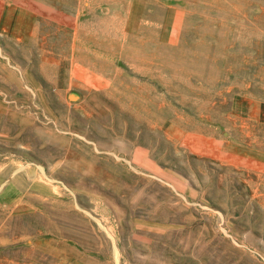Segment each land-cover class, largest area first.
I'll use <instances>...</instances> for the list:
<instances>
[{
    "label": "rangeland",
    "instance_id": "374dc122",
    "mask_svg": "<svg viewBox=\"0 0 264 264\" xmlns=\"http://www.w3.org/2000/svg\"><path fill=\"white\" fill-rule=\"evenodd\" d=\"M108 3L77 66L0 36V264H264V0Z\"/></svg>",
    "mask_w": 264,
    "mask_h": 264
},
{
    "label": "crops",
    "instance_id": "0c3cea01",
    "mask_svg": "<svg viewBox=\"0 0 264 264\" xmlns=\"http://www.w3.org/2000/svg\"><path fill=\"white\" fill-rule=\"evenodd\" d=\"M104 3L109 4L108 0H0V36L9 45L23 47V53L66 55L65 61L77 66L79 54L106 52L109 34L94 24L95 15L99 20L104 14ZM83 63L85 84L100 78L90 62Z\"/></svg>",
    "mask_w": 264,
    "mask_h": 264
}]
</instances>
